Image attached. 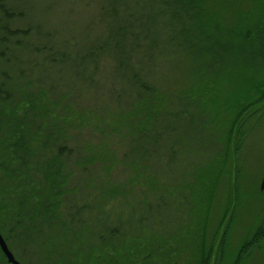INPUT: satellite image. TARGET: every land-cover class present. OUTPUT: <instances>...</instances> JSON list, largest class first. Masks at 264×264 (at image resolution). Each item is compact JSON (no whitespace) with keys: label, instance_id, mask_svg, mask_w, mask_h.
<instances>
[{"label":"trees","instance_id":"trees-1","mask_svg":"<svg viewBox=\"0 0 264 264\" xmlns=\"http://www.w3.org/2000/svg\"><path fill=\"white\" fill-rule=\"evenodd\" d=\"M46 18L32 0H0V233L9 244L33 234L45 264H211L206 224L190 228L196 217L207 222L242 116L264 103V80L245 79L244 103L204 162L176 169L178 128L204 109L194 85L229 71L243 83L240 72L264 69V24L222 45L199 0H98V24L84 34ZM180 41L201 56L187 60L176 94L165 80L170 57L192 53ZM229 51L230 62L208 60ZM235 204L215 232L221 256ZM262 242L259 225L232 264ZM0 259L7 264L1 251Z\"/></svg>","mask_w":264,"mask_h":264},{"label":"rangeland","instance_id":"rangeland-1","mask_svg":"<svg viewBox=\"0 0 264 264\" xmlns=\"http://www.w3.org/2000/svg\"><path fill=\"white\" fill-rule=\"evenodd\" d=\"M199 4L202 11L208 15L204 22H207V19L209 21L210 17L219 23L221 32L214 33V35L222 45L229 42L237 44L245 38L248 32L249 35L254 36L264 24V0H199ZM32 6L36 10H46L47 20H60V25L71 27V31H78L80 34L90 31L85 27L90 22L91 28L98 24V0H32ZM169 10L171 11V9ZM178 12L185 22L186 13L182 9H178ZM41 16L45 17L44 14H41ZM214 24L215 22L211 21L210 27ZM179 28L180 26L177 27V30ZM161 33H163V30H161ZM180 44H184V47L191 50L192 53L179 51L170 57L172 64L168 67L169 71L165 76V80L171 83L172 89L176 90L174 91L176 94L183 89L184 79L189 76L186 73L183 74L184 68L188 66L187 60L190 58L196 60L201 56L198 53L201 47L198 45L190 44L192 47L189 48L184 42L180 41ZM211 45L212 40L209 47ZM223 47H226V45ZM213 48V51L217 53H219V49L222 51L219 46ZM227 50L229 49H226L224 53ZM231 56L230 51L224 58H220L216 54H210L208 60L217 61L222 59L230 62L232 60ZM239 74L243 83H241L238 74L229 71L216 84L205 82L193 86L194 96L202 100L204 109L196 110L195 108L192 124L189 127L178 128V140H182V142L178 146L176 169L181 166L183 160H195L196 164L207 160L206 156L210 155L212 146L215 148L217 143L216 136L224 137L227 127L223 125L232 118L235 109L244 103L242 96L251 83H245V79L264 80L262 66ZM260 107L261 109L256 110ZM256 108L247 110L245 115L242 116L240 123L241 135L237 143L238 149L236 153H232L233 146L231 145L225 168L219 176L213 200L207 211V222L203 223L196 217L190 228L191 233L196 234L202 230V225L206 224L204 244L207 249L213 248L211 264H232L239 244L259 225H264V190L260 189L264 174V103ZM204 119H207L209 123V130L200 128V122ZM223 146L224 144L221 147ZM164 175L166 176V174ZM210 176L211 179L209 180H213L212 175ZM207 181H204V183ZM199 187L200 184H196L195 190L199 191ZM235 199L236 204L231 213L233 220L232 223H229L221 256L218 250L219 238L214 239L215 232L227 204L230 201L234 202ZM29 237H31V242L28 241L27 236L24 237L23 242H20V240L13 242L10 239L12 243L9 246L15 257L24 264H45L47 255L36 247L35 236L32 234ZM194 239L197 243L201 242V239L195 237ZM20 248L24 250L21 251ZM252 249V251H248L247 255H249L245 258L243 264H264V242ZM186 263L184 260L180 264Z\"/></svg>","mask_w":264,"mask_h":264},{"label":"water","instance_id":"water-1","mask_svg":"<svg viewBox=\"0 0 264 264\" xmlns=\"http://www.w3.org/2000/svg\"><path fill=\"white\" fill-rule=\"evenodd\" d=\"M260 189L261 190L264 189V174H263L262 179H261ZM0 251L2 252V254L4 255V257L8 263H10V264H22L17 259H15L14 255L12 254L10 249L8 248V245L5 242L1 233H0Z\"/></svg>","mask_w":264,"mask_h":264},{"label":"flooded vegetation","instance_id":"flooded-vegetation-1","mask_svg":"<svg viewBox=\"0 0 264 264\" xmlns=\"http://www.w3.org/2000/svg\"><path fill=\"white\" fill-rule=\"evenodd\" d=\"M3 238H4V236H3ZM5 239V238H4ZM6 241V240H5ZM6 243H7V245H8V247H9V249H10V246H9V244H8V242L6 241ZM10 251L13 253V251L10 249ZM13 255H14V253H13ZM14 257H15V255H14ZM15 259H17L16 257H15ZM18 260V259H17ZM20 263H22L20 260H18ZM1 264V263H0ZM7 264H10V263H8L7 262ZM22 264H24V263H22Z\"/></svg>","mask_w":264,"mask_h":264}]
</instances>
